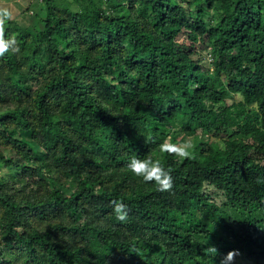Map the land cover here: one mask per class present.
Returning a JSON list of instances; mask_svg holds the SVG:
<instances>
[{
	"label": "trees",
	"instance_id": "trees-1",
	"mask_svg": "<svg viewBox=\"0 0 264 264\" xmlns=\"http://www.w3.org/2000/svg\"><path fill=\"white\" fill-rule=\"evenodd\" d=\"M39 1L37 29L10 19L2 31L14 43L0 55V137L76 189L52 181L36 211L52 225L20 230L30 210L8 191L0 152L4 245L33 264H106L116 251L134 264H222L247 242L264 253V143L256 157L243 139L255 115L264 130V0ZM232 93L243 103L226 104ZM197 131L223 145L175 157L176 134ZM133 157L158 162L173 187L134 174Z\"/></svg>",
	"mask_w": 264,
	"mask_h": 264
},
{
	"label": "rangeland",
	"instance_id": "rangeland-1",
	"mask_svg": "<svg viewBox=\"0 0 264 264\" xmlns=\"http://www.w3.org/2000/svg\"><path fill=\"white\" fill-rule=\"evenodd\" d=\"M32 1V2H31ZM56 5L60 7H73V0H55ZM27 6H21L20 10L15 11L16 17L14 20L17 24L24 27H36L40 26L38 13L42 12L45 7L39 0H26ZM23 5V4H22ZM39 22V25L37 23ZM6 25V24H5ZM4 28V27H3ZM2 28V31H3ZM2 31L0 33H2ZM3 35V34H1ZM0 35V36H1ZM186 43L192 42V36L185 37ZM12 41V40H11ZM195 45L199 51V55H194V58L200 59L201 63L205 67H209L204 54L206 52V43H202L198 39L195 40ZM204 56V57H203ZM29 84L35 87L34 81L30 80ZM226 104L243 103L242 96L239 94H230L227 97ZM254 106H250L252 108ZM243 133L246 137L243 138L249 142L252 154L256 157H261L264 143V130L260 127V119L258 115L253 116L248 121L243 123ZM228 137L225 136L224 139ZM217 141L223 145V137L210 136L204 134L201 131H197L195 134L187 135L184 132H178L175 136V146L184 147L189 155L190 151L196 146L198 142H213ZM0 152L5 154L6 163H1V176L7 183L8 191L15 196V198L24 205L25 211L30 210L24 217L30 218L29 223H26L25 227L19 229H26L28 231L31 227H38L40 230H46L52 225V222H40L37 219L36 211L41 207H47L50 203L51 195L48 188L53 189L51 185L52 181H61L63 184V192L65 195H69L76 189V185L73 181L61 175L60 169L49 168L46 164H43L33 153L29 155L28 148L19 149L13 146H7L4 138L0 137ZM175 157L179 156L175 152H172ZM186 155V156H187ZM20 165L21 168H17ZM15 168V169H14ZM44 174V175H43ZM88 204L87 206H89ZM93 210L86 208L84 211L75 212L74 221L77 223L84 222V218H89ZM116 220V219H114ZM2 213L0 212V264H33L29 258L26 259L20 253V248L17 246L4 245L5 223ZM25 223V222H23ZM261 246L250 244L247 242L244 248H238L236 250H228L224 256L221 257L222 264H264V253L261 252ZM233 253V257L228 259V254ZM41 261L38 262L40 264ZM106 264H134L129 259L122 255L119 251H116L107 260Z\"/></svg>",
	"mask_w": 264,
	"mask_h": 264
},
{
	"label": "clouds",
	"instance_id": "clouds-1",
	"mask_svg": "<svg viewBox=\"0 0 264 264\" xmlns=\"http://www.w3.org/2000/svg\"><path fill=\"white\" fill-rule=\"evenodd\" d=\"M7 17V13L4 14ZM14 41L6 40L0 36V55L7 51L10 45ZM171 151L175 152L179 156H186L188 153L184 147L173 146ZM128 167L132 172L138 176H142L145 181H154L158 185L160 191L170 190L173 187V178L171 174L166 171L158 162H154L151 159L141 160L137 157H133L128 164ZM114 211L117 214L118 219L124 220L127 216V207L123 203L114 202ZM212 251L217 253L215 247H210ZM233 253L228 254V259L233 257Z\"/></svg>",
	"mask_w": 264,
	"mask_h": 264
},
{
	"label": "crops",
	"instance_id": "crops-1",
	"mask_svg": "<svg viewBox=\"0 0 264 264\" xmlns=\"http://www.w3.org/2000/svg\"><path fill=\"white\" fill-rule=\"evenodd\" d=\"M25 5L27 6L26 0H0V32L5 26L7 20L16 17L17 14L15 15V11L20 10L21 6L23 7ZM5 13H7V17H5ZM1 34L2 33H0V35Z\"/></svg>",
	"mask_w": 264,
	"mask_h": 264
}]
</instances>
